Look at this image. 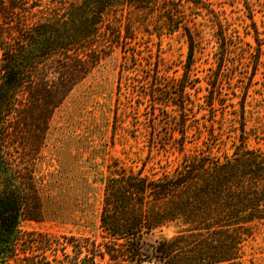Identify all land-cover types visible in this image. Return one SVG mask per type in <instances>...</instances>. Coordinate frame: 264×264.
<instances>
[{
	"label": "trees",
	"instance_id": "trees-1",
	"mask_svg": "<svg viewBox=\"0 0 264 264\" xmlns=\"http://www.w3.org/2000/svg\"><path fill=\"white\" fill-rule=\"evenodd\" d=\"M158 1L0 0V264H142L151 257L163 264H246L245 243L264 224V149L249 147L243 135L231 156L214 155L210 148L187 152L193 143L187 135L186 92L196 81L193 59L184 89L170 99L180 120L169 116L171 130L165 136L156 129L155 118L152 124L153 146L162 143L166 151L183 154L175 169L158 175L118 164L111 168L103 177L101 241L80 240L86 250L81 261L59 258L63 243L22 229L25 221L43 217L36 161L50 121L103 58L120 48L123 68L135 66V71L145 60L144 79L130 77L129 86L139 98L150 97L156 111L161 97L156 89L166 80L160 76L161 63L149 61L151 56L144 57L132 41L140 11L156 8ZM164 1L161 14L168 21L155 26L173 33L187 15L182 0ZM184 29L192 58L199 33L194 25ZM151 73L155 84L149 93ZM171 226L176 229L172 236L151 240Z\"/></svg>",
	"mask_w": 264,
	"mask_h": 264
},
{
	"label": "rangeland",
	"instance_id": "rangeland-1",
	"mask_svg": "<svg viewBox=\"0 0 264 264\" xmlns=\"http://www.w3.org/2000/svg\"><path fill=\"white\" fill-rule=\"evenodd\" d=\"M166 2L159 0L156 8L140 11L132 41L144 57L151 56L149 61L161 63L160 76L166 80L156 89L161 96L156 111L150 97L139 98L129 86L130 77L144 79L147 67L142 64L147 62L140 59L137 71L135 66L123 68L122 51L116 48L70 93L50 121L36 161L43 217L25 221L22 229L63 243L58 257L66 261L85 257L80 240L101 241L103 177L111 168L118 164L162 175L182 161L177 149L166 151L162 143L153 146L150 139L153 118L162 136L171 130L170 117L180 120V110L170 99L184 89L181 84L192 59L196 81L186 92L191 117L187 135L193 143L187 144V152L210 148L214 155L231 156L243 143V135L249 147L264 149V0H182L187 18L173 33L155 26L162 19L168 21L161 14ZM185 25H194L199 33L192 58ZM152 76L149 93L155 84ZM175 231L173 226L164 228L151 240ZM243 260L264 264V224L255 227L245 243ZM142 264L163 263L151 257Z\"/></svg>",
	"mask_w": 264,
	"mask_h": 264
}]
</instances>
